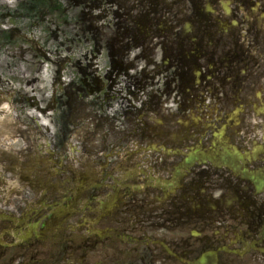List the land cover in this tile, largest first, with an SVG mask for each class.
Masks as SVG:
<instances>
[{"label": "flooded vegetation", "instance_id": "1", "mask_svg": "<svg viewBox=\"0 0 264 264\" xmlns=\"http://www.w3.org/2000/svg\"><path fill=\"white\" fill-rule=\"evenodd\" d=\"M25 3L74 20L80 58L50 168L0 190V264H264V0Z\"/></svg>", "mask_w": 264, "mask_h": 264}, {"label": "rangeland", "instance_id": "2", "mask_svg": "<svg viewBox=\"0 0 264 264\" xmlns=\"http://www.w3.org/2000/svg\"><path fill=\"white\" fill-rule=\"evenodd\" d=\"M16 1V0H13ZM5 19L0 20V27L3 29L5 28L8 32L10 29L7 28V25L12 26L13 25V20L9 19L8 22L4 21ZM63 30V28H62ZM22 34V33H21ZM32 39L35 41V43L38 45L39 52H36L33 48H13L14 49V55L15 59L13 58V53L12 56H10V60L12 59L13 61H9L10 66L14 68L15 71V77L13 75L9 76H3V79L0 80V88L3 90V92H8V91H13L15 90L16 92H23V89H21L23 83L19 80L21 79L20 76H25L24 84L25 86H29V80L30 76L34 78L37 76V78H40L42 82L33 84L35 85L34 88L27 87L28 89H25L26 91V99H32L33 96L36 97L39 101V104L41 107H45L47 102L49 101V97L52 93V84L54 82V77L55 73L60 70V66H54L51 65L53 61H57L58 58L61 56H67L71 57L73 61L75 59L80 58L79 50H73L71 48H65V46H70L73 45L71 43V38L75 37V27L74 25L70 26L68 29H64L63 31H56L54 33H49L45 32V30H42L40 28H36L34 30V33L31 35ZM54 37V38H53ZM15 44H22L25 47L28 46L27 43L20 41H16ZM60 44V45H59ZM2 52L8 51L7 48H1ZM98 54L96 53V57ZM2 54H0V59H2ZM40 59L44 60H50L51 63L47 64L43 68V70L40 68ZM19 62V63H18ZM39 64V65H38ZM5 67V66H4ZM40 68V70H39ZM69 68H73V66H69ZM39 74V76H38ZM36 78V79H37ZM22 80V79H21ZM28 81V82H26ZM42 88H46V91H42ZM30 104V103H28ZM34 108H32L33 110ZM39 113V112H38ZM7 114V113H6ZM2 116H0V150H8L7 152H10V154L15 160H20L21 156L19 155L23 149V141L21 138H18L17 134V128H14L16 125L15 124H21V121L19 120L17 113H11L10 118L8 119L7 115L5 113H1ZM23 116L27 117L26 114ZM33 116H35L34 119L43 122L49 117V118H55L57 114L55 113L54 115H46V116H41L39 117L38 114L34 113ZM47 117V118H46ZM1 119H6V120H1ZM23 120V119H22ZM5 121V125L9 124L11 125L10 128V133H2V129L4 128V124L2 123ZM31 126L33 130L35 129V122L34 120H27L25 122V126ZM30 127H27V129ZM23 130V129H22ZM35 134V133H33ZM52 132L48 135V137H52ZM20 140V141H19ZM26 150L29 149V145L25 146V151L24 153L29 154ZM17 158V159H16ZM6 180H11L14 179L13 177H10L9 175L5 177ZM10 181H6L8 183ZM14 182H11L13 184Z\"/></svg>", "mask_w": 264, "mask_h": 264}]
</instances>
